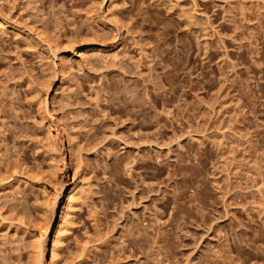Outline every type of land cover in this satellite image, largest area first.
I'll return each mask as SVG.
<instances>
[{
	"label": "rangeland",
	"instance_id": "obj_1",
	"mask_svg": "<svg viewBox=\"0 0 264 264\" xmlns=\"http://www.w3.org/2000/svg\"><path fill=\"white\" fill-rule=\"evenodd\" d=\"M66 183L55 264H264V0H0V264Z\"/></svg>",
	"mask_w": 264,
	"mask_h": 264
},
{
	"label": "bare ground",
	"instance_id": "obj_2",
	"mask_svg": "<svg viewBox=\"0 0 264 264\" xmlns=\"http://www.w3.org/2000/svg\"><path fill=\"white\" fill-rule=\"evenodd\" d=\"M51 45V44H50ZM52 133V132H51ZM55 137V136H54ZM88 185V184H87ZM62 186L64 187V184H62ZM68 186L69 189H68V192H67V197H66V204H65V213L63 215V219L61 220V222L59 224H55L54 226V220L51 219L47 226H46V229H45V232H42V237L45 238L46 235H48L50 232H55V236H54V239H53V246H52V249H51V262L53 264H55L56 262V257H57V253H58V250H59V245L61 243V240L63 238V234L64 232L66 231V224L68 223V219H66V217H68L69 213L66 211V209H69L71 207H73V205L75 204L78 196H80V194L82 193H85L87 192L85 189L82 190V186L80 185H69L68 183L65 184V187ZM44 230V229H43ZM66 233V232H65ZM40 237V238H42ZM38 240V239H37ZM43 240V241H42ZM40 240V248H39V253L41 256H44V254L46 253L47 251V247H46V244H45V241L44 239ZM38 243V244H39ZM42 258V257H41ZM39 261V260H38ZM39 264V263H38ZM41 264V263H40Z\"/></svg>",
	"mask_w": 264,
	"mask_h": 264
}]
</instances>
